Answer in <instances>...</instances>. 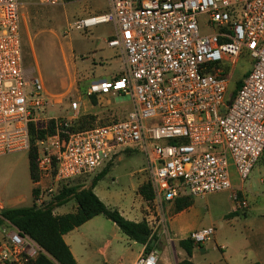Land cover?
Here are the masks:
<instances>
[{
  "label": "built area",
  "instance_id": "2783aa9c",
  "mask_svg": "<svg viewBox=\"0 0 264 264\" xmlns=\"http://www.w3.org/2000/svg\"><path fill=\"white\" fill-rule=\"evenodd\" d=\"M38 3L55 6L60 0ZM108 3L107 12L81 17L74 25L90 29L112 23L114 33L106 43L121 54L122 71L91 81L86 93L96 99L128 96L130 107L122 118L72 130L77 102L71 103L69 117L47 113L43 83L23 64L21 3L0 0V155L28 152L31 127L35 134L44 131L34 142L33 180V203L43 206L62 185L138 151L153 191L143 219L150 227L157 216L162 227L165 203L229 190L231 169L242 181L264 156V0ZM202 27L210 31L202 33ZM232 199L238 210L249 207L241 191H234ZM5 223L0 264H28L45 253L30 236ZM213 233V226H205L189 238L197 246ZM156 260L152 248L132 264Z\"/></svg>",
  "mask_w": 264,
  "mask_h": 264
},
{
  "label": "rangeland",
  "instance_id": "374dc122",
  "mask_svg": "<svg viewBox=\"0 0 264 264\" xmlns=\"http://www.w3.org/2000/svg\"><path fill=\"white\" fill-rule=\"evenodd\" d=\"M19 1L23 64L28 74L34 71L43 83L49 97L47 113L69 117L73 113L71 103L77 102V119L86 128L122 118L130 107L128 96H105L93 101L86 93L91 81L110 79L122 71L121 54L106 43L107 38L114 33L113 24L102 23L90 29L75 27L74 21L83 16V0H60L61 3L55 6L41 5L38 0ZM105 6L95 14L107 12ZM209 31L207 27L201 28L202 33ZM144 165V155L133 151L122 154L104 169L79 176L72 182L87 187L93 177L102 171L93 188L94 193L107 206L119 212L125 211L144 201L135 189L141 180L147 181ZM236 182L239 191L251 202L254 213H264V156L255 163L247 178L242 181L236 178ZM232 196L231 188L189 196L192 201L191 211L197 216L196 222L204 227L215 225L213 227L216 230L230 203H234ZM31 204L28 152L24 150L0 156V209ZM146 205L145 202L141 204L142 207ZM149 206L153 211L154 207ZM75 208L76 202L70 198L53 211L62 214L74 211ZM174 210V203L163 205L162 227L157 226L159 217L150 220L151 233L157 236L151 241L157 252L155 264H178L187 257L178 241L189 237V233L179 234L169 227L168 217ZM0 228L7 230L8 227L5 223ZM67 233L66 238L71 239V246L76 252L78 250L80 264H129L141 248L140 243L129 239L102 214L92 217L81 228H74ZM210 239L195 245V248L211 250L214 244ZM209 255L211 260H216L220 250L215 248Z\"/></svg>",
  "mask_w": 264,
  "mask_h": 264
},
{
  "label": "trees",
  "instance_id": "16d2710c",
  "mask_svg": "<svg viewBox=\"0 0 264 264\" xmlns=\"http://www.w3.org/2000/svg\"><path fill=\"white\" fill-rule=\"evenodd\" d=\"M236 87H238V84ZM90 97L95 101V97ZM71 129L81 130L86 129V126H84L82 121L77 119ZM43 134L44 131H39L35 134L33 128L31 127L30 129L31 148L28 151V161L32 180L36 178V148L34 142L36 138L42 137ZM101 173L102 171L95 175L87 187L79 184L62 185L54 199L43 206H37L32 203L29 206L0 209V226L5 221L10 222L23 233L30 236L44 250L45 253L39 252L36 258L28 264H78L69 246L65 243L63 235L99 214L111 220L129 239L144 245V253L153 248L151 241L152 239H156L157 236L151 233V229L144 219L135 222L125 218L117 209L108 207L93 192V187ZM32 193L34 196V189ZM137 193L145 201L150 202L153 199V191L148 181L138 186ZM70 198H73L76 202L74 211L63 214H55L53 212L55 207L65 204ZM173 203L175 211H180L191 206L192 201L188 195H185L176 198ZM178 244L187 256L181 259L178 264H194L190 259L195 247L193 241L189 237H186L180 239ZM250 264L260 263L253 262Z\"/></svg>",
  "mask_w": 264,
  "mask_h": 264
},
{
  "label": "crops",
  "instance_id": "0c3cea01",
  "mask_svg": "<svg viewBox=\"0 0 264 264\" xmlns=\"http://www.w3.org/2000/svg\"><path fill=\"white\" fill-rule=\"evenodd\" d=\"M83 3H84L82 7L83 9L81 8V12L83 16L81 17L94 15L97 11L106 8L105 5H107V8H109L108 0H83ZM0 156H5V155H0ZM28 170H29V161H28ZM232 170L233 169H231V173H232L231 190L233 192L239 191L240 189H238L236 182L237 177H235L236 174L234 173V170L233 171ZM29 180H30V186L32 192L34 189V182L31 179L30 172H29ZM143 182L144 179L141 180L136 185L135 188L136 192L138 186ZM95 194L97 195V193ZM142 202L147 203L145 200L141 201L140 203L133 205L129 209H125V211L120 210V213L129 220L135 222L141 221L146 213L144 211L146 206L142 207L141 206ZM32 203H33V193H32ZM172 203L173 201L166 204L171 205ZM105 204L107 205V203ZM57 207H55V209H57ZM191 209H192V205L180 211L174 210L171 213V215L168 217L170 229L175 230V232L179 234H185L204 227L202 225H199L198 222H196L197 216L196 214H194V212L191 211ZM253 209L254 208L251 202H249V207L246 210H240V211L236 209L234 203H230L228 210L224 213L222 220L220 221L219 225H217L218 227L216 228V230L214 229L213 237L210 239V241H212L214 244V247H212L211 250H214L215 248L220 250L219 258L218 259L216 258V260L215 258H213L211 260L210 258L211 256L209 255L211 250L203 251V249H201L202 247H198V248L194 247L192 256L190 258L192 262L194 264H250L253 262L264 264V213L255 214ZM90 220H92V218ZM90 220H87L80 226L75 227V229L81 228L82 226H84V224L90 222ZM169 227L168 230L170 231ZM67 234L63 235V239L65 243L69 246V249L73 257L77 261V263L80 264L77 258L78 250L76 252L75 249L71 246L70 244L71 239L69 237L66 238ZM143 249H144V245L141 244L140 251L137 253L136 257L131 260L129 264L135 262L137 257L143 252ZM197 258H201V260ZM103 262H105V260Z\"/></svg>",
  "mask_w": 264,
  "mask_h": 264
}]
</instances>
